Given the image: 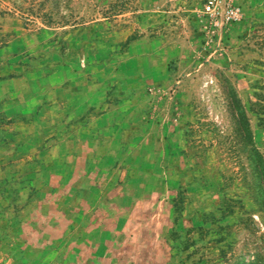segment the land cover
I'll return each mask as SVG.
<instances>
[{
  "label": "rangeland",
  "instance_id": "1",
  "mask_svg": "<svg viewBox=\"0 0 264 264\" xmlns=\"http://www.w3.org/2000/svg\"><path fill=\"white\" fill-rule=\"evenodd\" d=\"M21 77L38 101L8 117ZM230 85L264 156V0H0V264L264 261ZM74 90L116 108V155L68 152Z\"/></svg>",
  "mask_w": 264,
  "mask_h": 264
},
{
  "label": "crops",
  "instance_id": "2",
  "mask_svg": "<svg viewBox=\"0 0 264 264\" xmlns=\"http://www.w3.org/2000/svg\"><path fill=\"white\" fill-rule=\"evenodd\" d=\"M21 81L25 83V89H21V91H18V88L15 80V84L12 86L14 91L13 92V101H12V107L13 108H6L5 115L8 117L15 116L16 113L23 112L24 109L28 112L30 109L22 108V102L23 99L25 100L28 98L26 102L29 103L31 100H37L38 98L33 94V92L29 89V85L27 84L25 78L21 77ZM20 82V81H19ZM10 92V90H7ZM6 91V92H7ZM6 92H2L3 95ZM83 91H72L69 92L67 98V105H65L64 109L62 110V116H61V124H62V138L65 137V142H70L71 139H73L72 144L69 146V153L72 154L73 151L80 153V145L85 140V145L87 147L86 154L87 155H104L105 156H113L117 154V151L119 152L121 150V146L119 147L117 143L115 142L118 140V138H121V134L119 132V129H117L115 123H117L118 115L116 114L115 107L110 106L105 112L103 113H97V114H91V115H84L88 110L93 109L94 107L99 106L100 102H95L94 100H86L82 98ZM24 97V98H23ZM40 98H43L40 97ZM10 104V103H9ZM30 104V103H29ZM8 105V104H7ZM9 106V105H8ZM46 106H43V110ZM41 114V113H40ZM49 116L45 114H41L39 118L33 122L26 121L24 118L19 117V121L17 120V125H20L22 130H29L31 127H35L37 123L41 124L42 126H45L43 129H49L51 127L50 125L54 124L55 119L49 120ZM44 130H41V132ZM23 132V131H22ZM66 132V133H65ZM64 133L66 135H64ZM76 140L79 141V143H76ZM77 144V145H75ZM119 147V150H118ZM77 149V150H76ZM108 157V160H109ZM105 187L104 184L97 183L92 186L93 191L92 192H82L81 195L84 199L87 200L89 203H95L96 207L99 205L100 202L106 200L109 198V193H106V196L102 195L101 189ZM106 188V187H105ZM112 189L111 186H107L108 192H110ZM105 193V192H104ZM91 219H93L91 217ZM91 221V220H90ZM93 224V223H92Z\"/></svg>",
  "mask_w": 264,
  "mask_h": 264
},
{
  "label": "trees",
  "instance_id": "3",
  "mask_svg": "<svg viewBox=\"0 0 264 264\" xmlns=\"http://www.w3.org/2000/svg\"><path fill=\"white\" fill-rule=\"evenodd\" d=\"M51 20L48 19L46 23H50ZM228 109L231 118L238 125V130L240 136L244 143V151L246 153V159L249 167L252 169L253 173L256 175V185L258 189V210L263 214L264 217V156L255 146L252 140L251 130L249 128L248 117L245 113L244 106L241 104L236 91L230 85L228 87L227 93ZM257 258L255 260L256 264H264V261L260 253H257ZM231 264H252L246 263L243 260L236 259Z\"/></svg>",
  "mask_w": 264,
  "mask_h": 264
}]
</instances>
